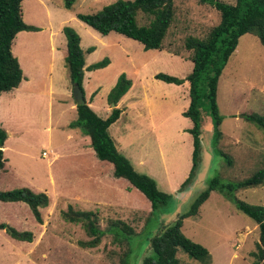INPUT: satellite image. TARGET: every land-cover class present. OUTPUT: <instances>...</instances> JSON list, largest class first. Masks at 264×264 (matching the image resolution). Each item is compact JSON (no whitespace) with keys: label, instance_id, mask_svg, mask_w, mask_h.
Here are the masks:
<instances>
[{"label":"rangeland","instance_id":"rangeland-1","mask_svg":"<svg viewBox=\"0 0 264 264\" xmlns=\"http://www.w3.org/2000/svg\"><path fill=\"white\" fill-rule=\"evenodd\" d=\"M115 1L74 0L69 10L62 7V0L21 3L20 17L33 30L18 32L13 38L11 54L22 79L17 88L0 94V127L6 132L0 191L25 188L44 194L48 205L39 210L38 224L24 203L0 202V224L32 234L31 242L26 243L0 230V264H121L127 248L124 242L113 244L110 235H104L95 248L78 246L88 237L78 224L62 219L60 214L68 207L95 213L102 231L115 220L128 225L138 235L129 242L132 252L127 264H140L149 254L147 240L188 208L206 180L216 177L221 183H236L264 167V133L241 117L264 115V50L256 37H239L218 78L215 101L220 137L215 141L209 117L201 112L200 160L179 192L191 168L187 133L191 122L181 116L189 102L188 84H166L153 76L160 73L183 80L191 71L184 39H202L218 23L219 14L196 0H173V19L161 50H144L115 33L100 36L76 18V14H93ZM64 27L79 36L84 65L107 60L104 67L82 68L83 99L98 118L104 119L112 108L105 97L117 78L124 75L130 80L129 90L115 106L119 118L107 133L133 170L154 180L157 190L170 197L146 226L149 205L139 191L124 179L114 178L111 165L94 155L79 161L75 140L81 150L91 149L88 138L67 128L76 114L70 109L74 104L72 84L63 60ZM88 48H92L89 53ZM218 151L227 156L228 164ZM105 164L110 174L105 172ZM234 198L264 206V183L238 190ZM180 230L208 251L209 264H251L254 260L251 253L256 252L257 226L215 191L209 192L196 216L182 220ZM176 258L179 264H200L183 253Z\"/></svg>","mask_w":264,"mask_h":264},{"label":"trees","instance_id":"trees-1","mask_svg":"<svg viewBox=\"0 0 264 264\" xmlns=\"http://www.w3.org/2000/svg\"><path fill=\"white\" fill-rule=\"evenodd\" d=\"M24 0H0V94L7 93L19 86L22 75L17 60L11 54V42L18 32L33 30L23 23L20 17L21 2ZM202 5L212 7L218 14V23L211 27L202 38L186 37L183 41L184 49L189 53L191 71L181 80L157 73L155 80L166 84L181 85L183 81L188 84V105L181 116L191 122L187 133L191 137L192 151L190 155L191 168L187 179L179 186L178 191L191 179V175L200 160V128L201 112L209 117L212 126V141L220 137L218 129L220 116L215 101L218 78L230 55L234 52L239 37L250 34L256 37L264 50V0H235L234 4H227L219 0H196ZM74 0H62V7L69 10ZM142 15L144 18H136ZM76 18L95 31L100 36L115 33L140 44L144 50H161L165 34L173 19V0H116L104 6L93 14H76ZM142 23H138V20ZM65 37L64 65L68 72L70 84H76L81 89V80L84 67L83 52L79 48L80 38L70 28H62ZM14 51V50H13ZM87 53L92 48L86 49ZM106 59L85 67L86 71L104 67ZM131 86L130 80L120 75L113 87L106 94V103L112 108L104 118H98L88 105L75 106L76 118L67 125L68 129L78 130L89 140L94 157L112 165V176L124 179L128 185L139 191L149 205V217L156 214L170 201V197L157 190L154 180L136 173L129 161L115 149L108 127L120 115L115 108L118 101ZM243 120L249 122L264 133V115H241ZM6 132L0 127V171L3 168L4 142ZM217 155L228 164V158L222 152ZM264 183V167L252 173L249 177L236 183H221L216 177L205 181L204 188L190 201L188 208L166 225H162L146 243V253L140 264H179L176 255L183 253L189 259L200 264H209L208 251L201 245L192 242L181 233L182 220L196 216L199 207L207 199L209 192L215 191L229 200L233 207L249 218L258 230L256 252L251 253L254 258L251 264H264V206L248 205L234 198L238 190L254 188ZM0 202L24 203L33 219L41 224L39 210L47 207L48 200L44 194H34L28 189L20 188L9 191H0ZM64 221L78 224L88 240L78 242L80 248H95L104 235L111 236L113 244L124 242L127 248L120 259L121 264H127L132 250L129 242L134 235L133 230L120 220L111 221L104 231L97 225V217L93 212L77 211L67 208L61 212ZM8 236L19 242L30 243L32 234L27 231L18 232L10 227L0 224ZM141 251V249H139Z\"/></svg>","mask_w":264,"mask_h":264},{"label":"crops","instance_id":"crops-1","mask_svg":"<svg viewBox=\"0 0 264 264\" xmlns=\"http://www.w3.org/2000/svg\"><path fill=\"white\" fill-rule=\"evenodd\" d=\"M25 1V0H24ZM24 1H22V2H24ZM21 2V3H22ZM17 35H18V33L15 35L16 37H17ZM52 39V38H51ZM52 41V40H51ZM11 53L14 55V53L12 52V47H11ZM85 67H87L86 66V64L84 65V67L83 68H85ZM82 78H83V76H82ZM20 84V83H19ZM70 109H73V110H75V105L74 104H71L70 105ZM79 133V132H78ZM87 138V137H86ZM76 139V138H75ZM88 142H89V140H88ZM74 148H75V151L76 150H79L80 152V154H79V161H84V159H86V157L87 156H85V155H89V159H92V155H94L93 154V152H91L90 150H89V148L87 147V148H84L83 150H81L79 147H78V145H77V139L75 140V146H74ZM91 149V148H90ZM86 150V151H85ZM81 151H82V153H81ZM101 162H104V161H101ZM107 163V162H106ZM95 165L97 166V167H104L103 165H101V164H96L95 163ZM111 165V164H110ZM110 169V167H109V165H107V164H105V168H104V170H105V172L106 173H108V171H107V169ZM111 168H112V165H111ZM111 173H112V169H111ZM108 174H110V173H108Z\"/></svg>","mask_w":264,"mask_h":264},{"label":"water","instance_id":"water-1","mask_svg":"<svg viewBox=\"0 0 264 264\" xmlns=\"http://www.w3.org/2000/svg\"><path fill=\"white\" fill-rule=\"evenodd\" d=\"M71 96L75 106H80L85 104L81 90L77 87L76 84L72 85Z\"/></svg>","mask_w":264,"mask_h":264},{"label":"built area","instance_id":"built-area-1","mask_svg":"<svg viewBox=\"0 0 264 264\" xmlns=\"http://www.w3.org/2000/svg\"><path fill=\"white\" fill-rule=\"evenodd\" d=\"M44 155H45V153H44V152H42V153H41V156H44Z\"/></svg>","mask_w":264,"mask_h":264},{"label":"clouds","instance_id":"clouds-1","mask_svg":"<svg viewBox=\"0 0 264 264\" xmlns=\"http://www.w3.org/2000/svg\"><path fill=\"white\" fill-rule=\"evenodd\" d=\"M112 107V106H111Z\"/></svg>","mask_w":264,"mask_h":264}]
</instances>
